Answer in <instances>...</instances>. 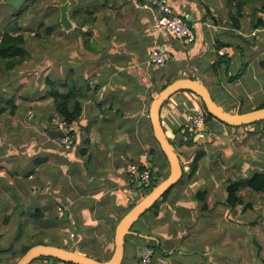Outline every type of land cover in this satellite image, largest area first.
I'll use <instances>...</instances> for the list:
<instances>
[{"label":"crops","instance_id":"crops-1","mask_svg":"<svg viewBox=\"0 0 264 264\" xmlns=\"http://www.w3.org/2000/svg\"><path fill=\"white\" fill-rule=\"evenodd\" d=\"M6 1L0 0V34L18 23L30 57L12 70L0 69V252L14 245L17 252L22 240H42L107 260L118 223L146 191L130 176V164L144 167L149 147L156 145L159 168L166 178L170 172L149 113L167 65L191 66L178 77L210 85L228 111L247 112L264 103V1L248 3L236 21L235 0H172L174 11L196 30L193 44L157 30L152 10L133 0H29L21 8ZM67 1L70 31L60 24L59 5ZM82 17L94 22L82 26ZM155 49L170 53L165 65L150 62ZM220 49L227 54L219 55ZM70 74L84 96L82 117L71 131L73 148L67 150L47 132L57 129L53 120L61 117L46 80ZM201 106L189 90L170 97L161 120L171 141L183 136L188 115ZM210 126L195 134L193 147H178L185 182L135 223L121 264H144L142 251L154 242L159 248L152 249L148 264H264V192L243 189L244 204L227 203L231 180L264 172V120L242 126L212 120ZM221 130L224 137H218ZM200 148L205 156L191 175L190 160ZM214 158L222 163L219 169L208 166ZM38 208L44 216L24 226L18 240L19 226ZM10 226H16L12 235Z\"/></svg>","mask_w":264,"mask_h":264},{"label":"water","instance_id":"water-1","mask_svg":"<svg viewBox=\"0 0 264 264\" xmlns=\"http://www.w3.org/2000/svg\"><path fill=\"white\" fill-rule=\"evenodd\" d=\"M29 0H7L6 2L14 8H21ZM69 4L67 1L59 5L61 11L60 24L63 28L70 31L74 24L69 16ZM189 90L198 95L204 103L207 111L218 121L229 126L249 125L264 120V106L251 111L242 112L228 111L221 107L214 99L209 87L201 80L191 77H179L172 80L163 89H161L153 97L150 104V121L153 134L158 146L167 157L170 172L167 178L161 180L150 192L146 193L133 207L122 217L115 229V249L111 257L107 260H99L92 256L82 254L72 249L52 244H35L31 246L15 264H31L33 260L39 257L48 258V264H56V260L72 263V264H121L125 254L126 238L135 234L133 226L136 222L146 214L150 208L156 204L163 195L175 186L183 177L184 168L176 148L170 140L166 130L162 125L161 110L165 103L174 94ZM208 130V128H207ZM49 136L53 139L65 137L66 132L62 129H47ZM156 145H152L148 149V166L153 170L155 175L157 169L154 167ZM140 181V176H137ZM144 189V188H143ZM141 235V234H139Z\"/></svg>","mask_w":264,"mask_h":264},{"label":"trees","instance_id":"trees-1","mask_svg":"<svg viewBox=\"0 0 264 264\" xmlns=\"http://www.w3.org/2000/svg\"><path fill=\"white\" fill-rule=\"evenodd\" d=\"M235 1H236V3L234 4L235 5L234 8L236 11H235V13H231V16L236 21H238V17L242 15V10H243L244 6H246L250 2L252 3L253 1H255V2L261 1L263 3L264 0H235ZM88 22L93 23L94 20L91 19V21H90L88 17H86V18L82 17V22H81L82 26L83 25L85 26ZM14 30H16V31L14 32ZM80 33L82 34L84 39H87L90 36V34L87 32H80ZM221 46H218V48H220ZM87 50L90 52H95L96 47L87 46ZM29 57H30V51L27 48L26 34H25V31H22V28L18 26V23H15V29H13L11 27V28L6 29L3 33L0 34V69L3 68V69L8 70V71L12 70L15 67H17L18 65H21L24 62L28 61ZM46 81H47L49 88H50L48 96L54 98V103L56 105L55 114L58 115L59 117H61L62 119H64L69 124H72L74 122L79 121L80 118L82 117V114H83V104L81 102V97H83L84 94H83V89L78 85L76 80L72 78V74H70L69 77H67L66 79L61 80V81L56 80V79H52V78H47ZM170 82H171V80H166L163 83L160 90L163 89ZM85 83H86L87 88H89L88 82H85ZM63 88H67L68 92L67 93H61L60 89H63ZM2 102H3V98L0 96V104ZM263 106H264V103L260 107H263ZM15 107H16V105H13L11 112H10L11 114L15 113V109H16ZM202 108L206 112L205 126H210L211 121L217 120V119H215L207 111L203 102H202ZM0 112H3V110L0 109ZM176 131L179 132V130H177V129H176ZM180 131L183 134V136H179L175 140H172V143H173L174 147L176 148V151L178 152L180 159H181V162H182V158H181L182 153L179 151L178 147H184V148L193 147L196 144V142L194 141L195 133L191 129H185L183 132L181 129ZM158 150H160L164 159L166 161H168L167 157L162 152V150L160 148H158ZM204 156H205V151L200 148V150H198L193 161L190 164L191 165V175L194 174L195 170L198 167L199 161ZM158 160L159 159H157L155 157L154 167L157 169L155 175L152 174L153 170L151 168H149L148 163H146L145 166L142 167V168L147 169L151 172V176H152V180H153V185L150 188H145V190H146L145 194L150 192L159 183V181L166 178L165 176H163L162 170L158 166L159 165ZM34 165H38V163H35ZM182 165H184V164L182 163ZM31 172L32 171H29L27 173V175H29ZM184 177H185V173H183L182 179L176 185L177 187H180L181 185L184 184V182H185ZM227 188H228V198H227L228 205L232 208H235L239 205H242L245 203V197L242 194L243 189H248L251 193L264 192V172H260V173L258 172L254 176H252L251 178H248V179L239 178L236 180H231L230 184L228 185ZM171 189L168 190L163 195V197H162L163 199H165L167 197V195H169ZM158 206H159V203L157 202L156 204H154L150 208L149 211L157 209ZM246 207H247V205H246ZM44 214H45L44 211H42L38 208L33 213L30 214L28 220L29 221L32 220L34 222L39 221V219L42 218L44 216ZM25 224L26 223L21 224L19 226L21 229H20L19 234L17 236L18 240H20L22 238V235H23L22 229L24 228ZM129 236H131V235H129ZM129 236H127L126 240L128 239ZM42 243H44L42 240H38V241L32 240L30 242H26V241L23 242V240H22L21 243L19 244V247H17L18 248L17 252H13L15 245L13 247H10L6 250H2L0 252L1 255L3 253H9V252H12V254H13V256H9V257L8 256L7 257L0 256V264L1 263L5 264L3 262H5L7 260L10 261L13 258H15L16 256H18L20 258L31 246H33L35 244H42ZM148 247H150L151 249H154V251H155L159 248V245H157V243L154 242L153 245L150 243V245ZM17 260H14V262L10 263V264H15L17 262ZM38 261H43L46 264H48L49 259L45 258V257H39V258L33 260V262L31 264H37ZM58 262L63 263V264H72V263H65V262L56 260L57 264H58ZM6 264H8V263L6 262Z\"/></svg>","mask_w":264,"mask_h":264},{"label":"built area","instance_id":"built-area-1","mask_svg":"<svg viewBox=\"0 0 264 264\" xmlns=\"http://www.w3.org/2000/svg\"><path fill=\"white\" fill-rule=\"evenodd\" d=\"M138 4H143L150 8L154 14L153 26L162 32L168 33L173 37L186 42L187 44H193L197 40V33L194 26L189 23L183 16L174 11L171 1L172 0H133ZM218 54L223 56L227 54L226 50L220 49ZM171 58L169 52L165 50L155 49L150 56V62L156 65H165ZM33 114L29 113L31 119ZM205 116L206 112L202 107L196 108L188 115L189 123L182 128V132L185 129H191L195 134H204L205 131ZM53 124L57 129H62L66 132L65 137L59 140L60 144L65 149L70 150L73 148L74 140L72 139L71 131L74 129V124L67 123L62 118H55ZM128 171L131 177L139 175L140 180L145 188H150L153 185L151 172L142 168L136 163L130 164ZM153 250L150 247H146L142 251V262L144 264L150 263L152 259Z\"/></svg>","mask_w":264,"mask_h":264},{"label":"rangeland","instance_id":"rangeland-1","mask_svg":"<svg viewBox=\"0 0 264 264\" xmlns=\"http://www.w3.org/2000/svg\"><path fill=\"white\" fill-rule=\"evenodd\" d=\"M191 71L193 68H191V66H188L187 64H185V65H183L182 63H180V62H171V63H169L168 65H167V67L165 68V72H164V78H162V77H160V78H158V80H157V87H156V91L157 92H159L158 90H160V88L162 87V85H163V83L166 81V80H173V76L174 75H176L175 77H178V76H180V75H182V73H184L185 71H189V70ZM2 70V69H1ZM179 78V77H178ZM209 86V89H211L210 91H211V93H213V95L215 96V98H216V94H215V92H214V90L211 88V86L210 85H208ZM227 91H230L229 89L228 90H225L224 91V94H225V96H227L228 98H229V101H230V99H231V97L228 95V93H227ZM221 93V95L223 94L222 92H220ZM154 95H156V94H154ZM195 98V97H194ZM152 100V99H151ZM151 100L149 101V105H150V103H151ZM196 100V99H195ZM202 107V106H201ZM220 126V128L221 129H224V127L226 126H224V125H222V124H220L219 125ZM256 131V130H255ZM224 130H221L219 133H218V137H224ZM248 134V133H247ZM251 135L252 136H254L255 135V133H251ZM207 149H208V151H210L211 149H210V146L209 145H207ZM213 149H215L216 150V148H213ZM212 149V150H213ZM207 151V152H208ZM188 156V155H187ZM195 157V156H194ZM194 159V158H193ZM213 161H211V162H209V164H208V166H212L213 168H215V169H219L220 167H221V161H219V159H216V158H214V159H212ZM191 161H193L192 159L190 160V162ZM164 176V175H163ZM162 179V178H161ZM163 180V179H162ZM160 182V181H159ZM152 211V210H151ZM154 211V210H153ZM149 213V212H148ZM24 223H26L25 224V226L26 225H28V224H31L32 222H31V220L30 221H26V222H24ZM13 227H16V226H10V231L8 232L10 235H12L13 234V232H12V228ZM19 233H16V235H18ZM19 257L18 256H16L15 258H13L12 260H7V261H5V262H3V263H5L6 264V262L8 263V264H10V263H13L14 262V260H17ZM2 264V263H1Z\"/></svg>","mask_w":264,"mask_h":264}]
</instances>
